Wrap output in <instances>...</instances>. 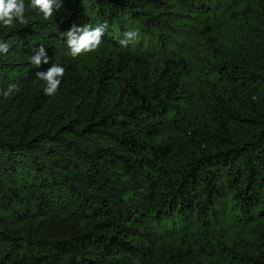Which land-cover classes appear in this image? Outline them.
Wrapping results in <instances>:
<instances>
[{
	"label": "trees",
	"instance_id": "trees-1",
	"mask_svg": "<svg viewBox=\"0 0 264 264\" xmlns=\"http://www.w3.org/2000/svg\"><path fill=\"white\" fill-rule=\"evenodd\" d=\"M24 3L0 26V264H264V0ZM105 22L73 58L61 33Z\"/></svg>",
	"mask_w": 264,
	"mask_h": 264
},
{
	"label": "clouds",
	"instance_id": "clouds-1",
	"mask_svg": "<svg viewBox=\"0 0 264 264\" xmlns=\"http://www.w3.org/2000/svg\"><path fill=\"white\" fill-rule=\"evenodd\" d=\"M30 6L32 9L38 10L43 19L48 20L60 8L61 0H31ZM25 13L24 0H0V26L11 29L15 27L16 23L26 24ZM107 27L106 22L96 26L77 27L73 25L68 31L61 33V36L66 40L69 54L76 58L96 52L103 42ZM117 39L121 47H128L130 44L135 45L138 43L139 33L136 30H129L123 33L122 39ZM8 52L9 45L0 40V54L7 55ZM30 62L35 67L49 63V57L43 45L39 49L33 50ZM64 74L65 69L54 63L47 71L36 73V77L45 82L46 86L43 89L45 95L53 96L57 93ZM18 90L16 84H9L5 89H0V95L8 99Z\"/></svg>",
	"mask_w": 264,
	"mask_h": 264
}]
</instances>
